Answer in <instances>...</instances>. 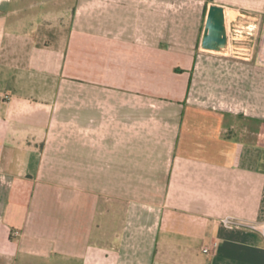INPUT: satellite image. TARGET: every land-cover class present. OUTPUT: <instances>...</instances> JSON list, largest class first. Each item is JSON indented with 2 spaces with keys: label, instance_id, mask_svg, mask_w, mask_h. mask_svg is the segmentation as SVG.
Returning <instances> with one entry per match:
<instances>
[{
  "label": "crops",
  "instance_id": "obj_1",
  "mask_svg": "<svg viewBox=\"0 0 264 264\" xmlns=\"http://www.w3.org/2000/svg\"><path fill=\"white\" fill-rule=\"evenodd\" d=\"M263 18L0 0V264H264L259 232L221 222H264Z\"/></svg>",
  "mask_w": 264,
  "mask_h": 264
},
{
  "label": "water",
  "instance_id": "obj_2",
  "mask_svg": "<svg viewBox=\"0 0 264 264\" xmlns=\"http://www.w3.org/2000/svg\"><path fill=\"white\" fill-rule=\"evenodd\" d=\"M228 43L225 8L212 5L209 10L206 29L203 37V47L219 50Z\"/></svg>",
  "mask_w": 264,
  "mask_h": 264
},
{
  "label": "built area",
  "instance_id": "obj_3",
  "mask_svg": "<svg viewBox=\"0 0 264 264\" xmlns=\"http://www.w3.org/2000/svg\"><path fill=\"white\" fill-rule=\"evenodd\" d=\"M259 61L264 64V44L260 48ZM222 224L231 229H247L259 232L264 237V222H258L234 215H227L221 220ZM205 251H209L208 248Z\"/></svg>",
  "mask_w": 264,
  "mask_h": 264
},
{
  "label": "rangeland",
  "instance_id": "obj_4",
  "mask_svg": "<svg viewBox=\"0 0 264 264\" xmlns=\"http://www.w3.org/2000/svg\"><path fill=\"white\" fill-rule=\"evenodd\" d=\"M234 14H231V18H234ZM263 22H264V18H263ZM203 26H204V18H203Z\"/></svg>",
  "mask_w": 264,
  "mask_h": 264
}]
</instances>
